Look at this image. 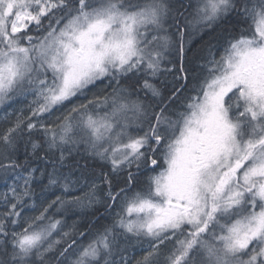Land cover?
Masks as SVG:
<instances>
[{"label": "snow or ice", "instance_id": "obj_1", "mask_svg": "<svg viewBox=\"0 0 264 264\" xmlns=\"http://www.w3.org/2000/svg\"><path fill=\"white\" fill-rule=\"evenodd\" d=\"M0 111V264H264V0H0Z\"/></svg>", "mask_w": 264, "mask_h": 264}, {"label": "trees", "instance_id": "obj_2", "mask_svg": "<svg viewBox=\"0 0 264 264\" xmlns=\"http://www.w3.org/2000/svg\"><path fill=\"white\" fill-rule=\"evenodd\" d=\"M168 79H171V78L169 77ZM0 115H2V111H0ZM101 211H102V209H101ZM75 218L78 219L79 217H75ZM73 219H74V217L69 216V218H68V223H69V225H71ZM137 254H138V253H137Z\"/></svg>", "mask_w": 264, "mask_h": 264}]
</instances>
